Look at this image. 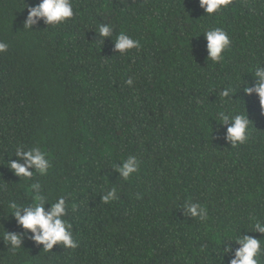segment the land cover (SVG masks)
<instances>
[{
	"label": "trees",
	"instance_id": "obj_1",
	"mask_svg": "<svg viewBox=\"0 0 264 264\" xmlns=\"http://www.w3.org/2000/svg\"><path fill=\"white\" fill-rule=\"evenodd\" d=\"M39 2L0 0V264H229L239 245L222 249L240 235L264 248L254 230L264 223V108L243 85L264 66V0L212 14L199 0H70L72 17L24 29ZM212 28L230 40L218 62L207 58ZM120 34L139 46L119 53ZM221 113L248 115L243 143L225 139ZM18 147L46 153L47 172L15 175L7 161ZM129 156L137 171L124 178L115 166ZM59 197L77 247L47 250L11 205L42 199L47 209Z\"/></svg>",
	"mask_w": 264,
	"mask_h": 264
},
{
	"label": "clouds",
	"instance_id": "obj_2",
	"mask_svg": "<svg viewBox=\"0 0 264 264\" xmlns=\"http://www.w3.org/2000/svg\"><path fill=\"white\" fill-rule=\"evenodd\" d=\"M200 6L207 14L217 12L222 6H227L231 0H199ZM28 12L23 20L24 29H32L41 20L46 25H56L67 18L73 16V8L70 0H40L35 6H27ZM206 40L207 58L213 62L223 59L222 53L229 46L230 40L228 34L221 28H212L203 32ZM99 35L102 37H110L112 29L109 25L104 24L99 28ZM114 49L119 53L139 46L138 41L132 39L127 34H120L115 40ZM8 45L0 41V52L7 50ZM255 83L249 86L244 85V92L248 95L255 93L259 97L261 107L264 108V66L257 67L253 74ZM131 84V80L128 81ZM241 87V86H240ZM229 90H224L221 95L228 97ZM232 98V96H231ZM222 124L226 125L225 139L235 146L237 143H243L247 139L249 128L248 115L244 116L240 113L234 116L221 113ZM17 159L9 160L8 167L19 177H31L35 169L41 174L47 172L50 167L46 153L37 147L24 150L18 147L15 152ZM137 160L135 156H129L122 162V165H116V171L120 176L128 178L132 173L137 171ZM39 188V185H34ZM115 197V189H111L107 194L102 196L104 201H108ZM46 201L38 199L36 203L28 206H18L15 203L11 205L13 209L12 216L16 223L25 230L28 238L37 245H43L44 249L52 250L54 245L63 244L66 248H75L77 243L70 231L71 225L64 219L67 208L66 201L63 197H59L51 206L46 209ZM186 210L193 216L203 215V210L195 203L188 204ZM256 231L264 234V223L257 222ZM7 241L8 245L13 248L21 246L23 235L14 231H7L2 238ZM235 240L239 245L234 251L229 264H260L258 257L264 253L261 247V239H257L250 235H240L236 239H229L224 245L222 252L228 253L232 251V245L229 241Z\"/></svg>",
	"mask_w": 264,
	"mask_h": 264
}]
</instances>
